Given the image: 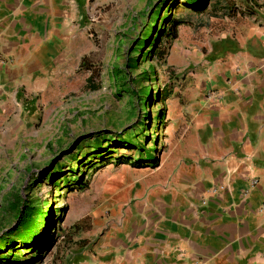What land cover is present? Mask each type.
I'll use <instances>...</instances> for the list:
<instances>
[{
    "label": "crops",
    "instance_id": "1",
    "mask_svg": "<svg viewBox=\"0 0 264 264\" xmlns=\"http://www.w3.org/2000/svg\"><path fill=\"white\" fill-rule=\"evenodd\" d=\"M102 1L0 0V124L32 129L63 95ZM250 17L172 89L165 149L120 223L94 220L89 264H264V6Z\"/></svg>",
    "mask_w": 264,
    "mask_h": 264
},
{
    "label": "rangeland",
    "instance_id": "2",
    "mask_svg": "<svg viewBox=\"0 0 264 264\" xmlns=\"http://www.w3.org/2000/svg\"><path fill=\"white\" fill-rule=\"evenodd\" d=\"M260 1L104 0L89 11L63 95L32 129L0 124V264H89L94 220L119 224L139 172L165 149L157 93L190 88ZM23 203L53 215L36 214L26 241L10 237Z\"/></svg>",
    "mask_w": 264,
    "mask_h": 264
},
{
    "label": "trees",
    "instance_id": "3",
    "mask_svg": "<svg viewBox=\"0 0 264 264\" xmlns=\"http://www.w3.org/2000/svg\"><path fill=\"white\" fill-rule=\"evenodd\" d=\"M189 1H192V0H189ZM251 1L255 2L256 0H250V2ZM252 14H253V12L248 13V15H250V16ZM168 35H169L168 39H170V40H174L177 38V30H176L175 25L172 26ZM171 95H172V88L165 90V92L163 94L157 93L159 101L164 102V103L166 100H168L170 98ZM162 121H163V119L159 117V123H161ZM131 165L134 168H142V166H138V165H140L138 163H134ZM156 165H157V160H155L152 163V166H156ZM15 211H16L17 225L13 229L10 230V237L12 239L13 238H19L23 241H26V239H28L29 234H31V231H33L35 228V225H36L35 215L36 214L38 217H40L42 215L47 216L48 223L51 221L52 216H53L51 212L45 213L41 209L36 210V209L30 207L29 205H24V203L21 206H19L18 208H16ZM48 223L46 224L45 228H47L49 226Z\"/></svg>",
    "mask_w": 264,
    "mask_h": 264
},
{
    "label": "water",
    "instance_id": "4",
    "mask_svg": "<svg viewBox=\"0 0 264 264\" xmlns=\"http://www.w3.org/2000/svg\"><path fill=\"white\" fill-rule=\"evenodd\" d=\"M208 2H209V0H206V2H205V6H207Z\"/></svg>",
    "mask_w": 264,
    "mask_h": 264
}]
</instances>
